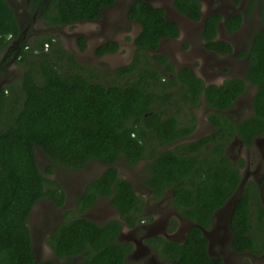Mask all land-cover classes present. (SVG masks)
<instances>
[{
  "label": "trees",
  "instance_id": "1",
  "mask_svg": "<svg viewBox=\"0 0 264 264\" xmlns=\"http://www.w3.org/2000/svg\"><path fill=\"white\" fill-rule=\"evenodd\" d=\"M30 24L39 19L45 26L73 25L101 18L104 9L116 0H24ZM240 5L244 0H232ZM174 7L192 21L203 18L201 0H174ZM258 10L261 27L248 49L244 77L222 84L204 83L192 67L175 68L159 52L163 39L180 36V26L168 19L166 10L150 0H133L128 18L140 26L134 39L133 60L102 74L126 78L99 79L95 67L80 62L75 53L51 34L26 39V27L9 0H0V78L9 60L17 61L22 73L17 82L0 87V264H128L133 243L120 240L124 226L136 227L146 219L141 198L133 183L119 174L120 158L136 165L149 158L145 184L154 199L169 191L173 209L193 224L183 241L161 235L147 238L160 256L171 264H226L210 252V229L216 212L242 186L240 164L228 156L235 137L246 146L264 134V0H248L245 12L224 17L210 14L203 24L204 47L219 54H231L232 43L218 39L222 24L235 32ZM46 44L48 45L46 48ZM81 50L87 48L84 35L77 37ZM119 43L100 44L98 56L115 53ZM4 52L5 55H4ZM99 75V74H98ZM176 84L186 104L198 105L202 98L212 108V131L195 140L161 150L196 129V118L182 123L177 114L161 105L166 96L158 89ZM256 87L252 113L233 120L225 110L233 107L246 92ZM51 163L42 172L36 149ZM107 168L89 181L76 200V210L85 213L101 197L110 198L119 216L104 223L73 215L57 223L47 243L57 259L38 260L27 224L35 205L45 197L63 206L66 194L53 175L56 167L83 169L92 161ZM176 225V219H172ZM230 246L238 253H264V176L244 183L230 215ZM82 259L74 261L72 257ZM242 264H251L245 260Z\"/></svg>",
  "mask_w": 264,
  "mask_h": 264
},
{
  "label": "rangeland",
  "instance_id": "2",
  "mask_svg": "<svg viewBox=\"0 0 264 264\" xmlns=\"http://www.w3.org/2000/svg\"><path fill=\"white\" fill-rule=\"evenodd\" d=\"M15 7L22 24L26 27L28 23L27 5L24 0H9ZM153 4L163 7L166 10L168 19L175 21L180 26V36L172 39H163L159 46V52L166 54L175 68L184 66L192 67L202 78L204 83L222 84L225 80L234 77H244L248 65V55L242 54L255 34L261 27V18L258 10L250 17L245 16L244 23L235 32H228L223 23L219 27L218 39L232 43L234 50L231 54H219L209 51L204 47L201 37L204 20L213 13H219L224 18L245 12L248 0L240 5H235L232 0H201L203 6V18L199 21H192L181 14L173 4L174 0H150ZM133 0H116V3L104 9L101 18L97 20H86L73 25L45 26L41 20L35 19L26 29V39L34 36H45L47 34L58 37L64 47L76 54L78 60L89 66L95 67L101 80L115 79L126 82V78L106 76L104 73H112L117 67L126 65L133 60L136 45L134 39L140 32V26L128 18L127 12ZM84 35L87 48L81 50L77 44V37ZM115 40L119 43V50L115 53H108L98 56L95 49L102 43ZM6 52H4L5 55ZM22 73L21 65L14 60H9L5 65L0 78V87L5 84L17 82ZM166 96L165 102L161 105L168 112L177 114L182 123H187L195 116L196 129L192 135L180 138L171 145L161 147L173 149L180 143L195 140L207 135L212 131L209 115L212 112L202 98L198 105L186 104L183 101L182 90L176 85H168L167 88L158 89ZM256 87L248 84L246 92L238 99L236 104L225 110V113L237 121L252 113V98ZM228 156L231 161L238 165L241 159L244 165L241 167L243 183L228 202L219 209L214 217L213 225L204 231L210 240V252L212 255L220 256L226 264H242L249 260L251 264H264V253L253 255L251 253H238L231 246V230L229 226L230 215L236 200L240 197L245 182L253 180L258 182L264 176V134L258 137L255 142L246 146L235 137L228 149ZM38 165L43 173L51 161L40 148L36 149ZM149 158H144L136 165H129L122 157L116 165L120 176L129 179L143 205V214L146 219L140 222L135 228L124 226L120 240L133 243V251L127 257L128 264H171L167 258H163L158 252L147 243V238L161 235L170 240L181 242L184 240L187 230L193 224L190 220L179 215L172 206L171 194L168 191L161 199H154L153 191L144 182L147 175ZM107 166L100 161H92L83 169H70L65 166H58L53 175L48 178L55 179L62 186L66 201L63 206H58L50 197L39 201L28 218L33 239V247L38 260L57 259L55 253L47 243L48 235L55 225L68 216V211L90 218L98 223H104L111 218H117L119 213L111 204L110 198L101 197L85 213L76 210V200L82 194L86 184L97 178ZM176 219V225L172 223ZM74 261L82 259L79 256L72 257ZM61 264H69L68 259H57Z\"/></svg>",
  "mask_w": 264,
  "mask_h": 264
},
{
  "label": "flooded vegetation",
  "instance_id": "3",
  "mask_svg": "<svg viewBox=\"0 0 264 264\" xmlns=\"http://www.w3.org/2000/svg\"><path fill=\"white\" fill-rule=\"evenodd\" d=\"M217 37H218V36H217ZM165 195H166V194H165ZM163 197H164V196H163ZM163 197H162V198H163ZM109 220H110V219H109ZM109 220H107V221H109ZM134 228H135V227H134Z\"/></svg>",
  "mask_w": 264,
  "mask_h": 264
},
{
  "label": "built area",
  "instance_id": "4",
  "mask_svg": "<svg viewBox=\"0 0 264 264\" xmlns=\"http://www.w3.org/2000/svg\"><path fill=\"white\" fill-rule=\"evenodd\" d=\"M47 46H48V45L46 44V48H47Z\"/></svg>",
  "mask_w": 264,
  "mask_h": 264
},
{
  "label": "clouds",
  "instance_id": "5",
  "mask_svg": "<svg viewBox=\"0 0 264 264\" xmlns=\"http://www.w3.org/2000/svg\"><path fill=\"white\" fill-rule=\"evenodd\" d=\"M225 19V18H224ZM222 23H223V21H222Z\"/></svg>",
  "mask_w": 264,
  "mask_h": 264
}]
</instances>
